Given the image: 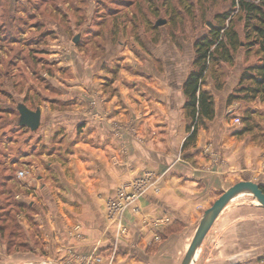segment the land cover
<instances>
[{
	"label": "crops",
	"instance_id": "0c3cea01",
	"mask_svg": "<svg viewBox=\"0 0 264 264\" xmlns=\"http://www.w3.org/2000/svg\"><path fill=\"white\" fill-rule=\"evenodd\" d=\"M156 50H151L155 56L146 54L148 66L141 61L138 71H112L114 80L101 75V83L93 80L85 90H68L70 102H62L72 110L52 113L46 106L50 104L41 107L39 134L45 144L62 133L55 146L68 145L71 150L43 153L36 164L25 159L30 173L37 174L20 186L34 207V223L38 220L43 225L38 230L29 228L36 230L39 248L51 247L54 263L33 248L10 255L7 264H78L79 254L90 257L105 226L106 200L120 185L145 173L152 176L158 192L150 189L135 203L138 214L126 211L129 239L119 246L113 264H174L179 254L184 257L203 213L224 191L240 181L264 187V140L258 145L235 136L243 134L242 129L232 131L229 122L217 115L250 65H235L233 71L241 72L236 84L219 90L212 84L202 86L214 99L215 114L203 120L192 144L183 148L192 120L184 109L182 87L192 69L181 77L169 60L159 69L164 54L159 57ZM256 205L227 206L205 237L194 264L250 261L256 252L255 227L264 223V209ZM166 216L170 221L159 233L161 240L152 244L157 232L151 221ZM69 225H78L80 234H74Z\"/></svg>",
	"mask_w": 264,
	"mask_h": 264
},
{
	"label": "rangeland",
	"instance_id": "374dc122",
	"mask_svg": "<svg viewBox=\"0 0 264 264\" xmlns=\"http://www.w3.org/2000/svg\"><path fill=\"white\" fill-rule=\"evenodd\" d=\"M238 1L240 0H0L1 264H7V257L10 255L31 252L33 248L42 257L48 258L46 260L50 259L54 263L51 247L39 248L36 230L32 228L31 231L29 228L32 225L38 227V230L43 225H38V220L34 223V207L29 203L28 196L24 198L20 185L23 181L35 179L37 174L34 172L32 175L31 169L26 167L28 164L23 161L29 159L36 164L39 159L37 156L47 152L55 153L58 149L55 143L60 141L58 139L62 133H56L52 143L45 144L39 134L41 124L34 132L19 126L18 105L24 104L35 111L41 110V107L46 109L44 105L47 103L50 104L46 106L52 113L72 110L68 105L71 99L67 95L68 90H85V85L93 80L101 83V75L114 80L111 74L115 73L112 71H138L140 62L143 65L147 62L146 54L151 55L157 48L159 57L160 53L164 54L162 59L159 58V69L163 70L164 61L169 60L175 71L183 77L192 69L195 40L208 32L207 23L215 26V17L226 14H229V18L222 24L229 25L238 33L242 45L235 53V63H221L212 67L206 74L204 84H212L218 90L236 84L241 72L233 71L237 67L235 65H253L260 59L257 46H252L248 53L247 48H244V43H247L244 34L245 16L237 5ZM160 20L165 21V24L155 27V23ZM106 83L107 87H112V83ZM125 88L129 90L130 86L125 84ZM129 93L132 97L133 92ZM229 105L222 107L217 115L229 122L232 131L235 128L248 129L244 134L235 136L241 139L246 137L254 144L261 145L264 140V97L238 99ZM236 117L241 120L239 125L233 124ZM58 150L69 153L71 147L65 145ZM139 177L120 185L104 204V229L107 232L104 229L100 231L96 243L98 245L95 244L94 247L102 261L111 258L108 254L113 252L119 222L126 227L127 235L119 237L115 244L120 246L129 239L131 225L125 214L127 210L138 214L137 204H131L120 220L110 206L118 192L129 188ZM9 183H14V186H9ZM237 204L257 203L252 196L244 195L228 206ZM69 226L67 228L74 234H80L78 225ZM164 227H160L157 234L154 232L152 244L161 240H156V237ZM255 228L254 257L240 264H264V223ZM100 247L103 248L98 249ZM67 250L69 249H63ZM114 251L116 257L120 253L119 248ZM178 257L180 259L174 264H180L183 254ZM86 259V255L79 254L76 257L78 264H86ZM102 261L99 264H103Z\"/></svg>",
	"mask_w": 264,
	"mask_h": 264
},
{
	"label": "trees",
	"instance_id": "16d2710c",
	"mask_svg": "<svg viewBox=\"0 0 264 264\" xmlns=\"http://www.w3.org/2000/svg\"><path fill=\"white\" fill-rule=\"evenodd\" d=\"M237 5L245 16L244 34L247 43H244V48H247L248 53L252 46H257L260 59L242 72L238 86L227 98L228 105L238 99L264 97V0H240ZM227 16L229 14L217 15L215 17L217 24L193 44L195 56L192 70L182 87L185 96L184 109L192 120L188 127L190 135L185 140L183 148L192 144L197 128L203 120H210L215 114L213 97L202 90L207 72L221 63L232 64L235 53L242 45L238 33L229 25L222 24L228 20ZM247 130L245 128L241 133L244 134ZM262 190L264 192V187Z\"/></svg>",
	"mask_w": 264,
	"mask_h": 264
},
{
	"label": "water",
	"instance_id": "95a60500",
	"mask_svg": "<svg viewBox=\"0 0 264 264\" xmlns=\"http://www.w3.org/2000/svg\"><path fill=\"white\" fill-rule=\"evenodd\" d=\"M165 21H157L155 27L164 25ZM209 29L212 28L210 23H207ZM77 42V38L74 39ZM19 113V126L25 127L34 132L38 129L41 120V111L36 109L32 111L28 109L24 104H19L17 107ZM249 195L258 203V206L264 209V192L261 185L252 181H240L224 191L220 197L207 209L199 222L196 232L189 244V247L180 264H194L197 252L200 249L205 237L211 230L214 222L221 214V212L239 196Z\"/></svg>",
	"mask_w": 264,
	"mask_h": 264
},
{
	"label": "built area",
	"instance_id": "2783aa9c",
	"mask_svg": "<svg viewBox=\"0 0 264 264\" xmlns=\"http://www.w3.org/2000/svg\"><path fill=\"white\" fill-rule=\"evenodd\" d=\"M241 123V120L239 117H236L233 119L234 125H239ZM23 174L22 172L20 173ZM150 189H153V191L158 192V188L154 187V181L152 180V176L150 174L145 173V175H142V177H139L131 183L129 188L121 189L118 192L117 197L114 198V201H112V206H110L111 210L118 216V220L121 219L123 216V213L127 210V208L131 204H135L141 196L146 194ZM170 219L167 217H162L159 219H154L151 222L152 227L155 228L156 231H159L160 227L165 226L169 223ZM126 227L123 226L122 222H119L117 229H116V236L117 239L121 236H126ZM160 238L159 234L156 237V240ZM116 238L114 239L113 243V252L109 253L108 255L111 256L110 259H107L108 264H112L114 261V255H115V249L118 247L119 244L116 243ZM98 244H96L97 246ZM103 247H100L98 249H101ZM87 258V257H86ZM86 264H99L102 259L97 256V254L94 252L90 257H88ZM103 262V261H102Z\"/></svg>",
	"mask_w": 264,
	"mask_h": 264
},
{
	"label": "bare ground",
	"instance_id": "6f19581e",
	"mask_svg": "<svg viewBox=\"0 0 264 264\" xmlns=\"http://www.w3.org/2000/svg\"><path fill=\"white\" fill-rule=\"evenodd\" d=\"M258 204V203H257Z\"/></svg>",
	"mask_w": 264,
	"mask_h": 264
}]
</instances>
